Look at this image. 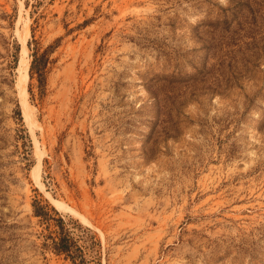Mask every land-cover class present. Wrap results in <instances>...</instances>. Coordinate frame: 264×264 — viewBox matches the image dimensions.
<instances>
[{"label":"rangeland","instance_id":"1","mask_svg":"<svg viewBox=\"0 0 264 264\" xmlns=\"http://www.w3.org/2000/svg\"><path fill=\"white\" fill-rule=\"evenodd\" d=\"M0 264H264V0H0Z\"/></svg>","mask_w":264,"mask_h":264},{"label":"trees","instance_id":"2","mask_svg":"<svg viewBox=\"0 0 264 264\" xmlns=\"http://www.w3.org/2000/svg\"><path fill=\"white\" fill-rule=\"evenodd\" d=\"M48 52L45 51L42 54H38L37 50L34 51L32 55V62L30 66V79L33 78V76L37 77V81L39 84V88L41 89V92L43 91L45 84H46V74H47V66L49 64V58H48ZM38 210H43V208H37L35 211L37 216L44 215V218H48V214L43 212L42 214ZM49 219V218H48ZM47 220V219H45ZM59 230H58V238L57 240H53V247L54 251L57 254H65L68 257H71L70 255L73 252V249L76 248L75 242L72 238L69 236L68 230L65 228V223L62 220H59Z\"/></svg>","mask_w":264,"mask_h":264},{"label":"bare ground","instance_id":"3","mask_svg":"<svg viewBox=\"0 0 264 264\" xmlns=\"http://www.w3.org/2000/svg\"><path fill=\"white\" fill-rule=\"evenodd\" d=\"M26 67H27L26 47L24 45V42H22V51H21L20 66H19L20 72H19V75H18L17 83H18V87H19V97L21 99L20 102H21V106H22L23 116H24L26 122L28 124H30L31 116H30V113H29V110H28L29 105H28V102H27V95H26V91H25V86H26V82H27V74L25 72ZM38 169H39V166H37V168H36V173H38ZM37 175L35 177L36 178V183H39ZM54 203H55V206L57 207V209L59 211H61L63 213L72 212L70 209L66 208L65 206H63L61 204H58L55 201H54Z\"/></svg>","mask_w":264,"mask_h":264}]
</instances>
